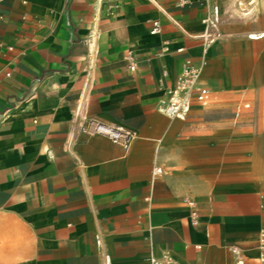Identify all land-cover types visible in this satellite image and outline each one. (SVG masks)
<instances>
[{
  "label": "crops",
  "instance_id": "0c3cea01",
  "mask_svg": "<svg viewBox=\"0 0 264 264\" xmlns=\"http://www.w3.org/2000/svg\"><path fill=\"white\" fill-rule=\"evenodd\" d=\"M156 1L0 0V264H234L230 246L264 264V193L240 175L235 110L264 98L240 62L244 34L264 29L221 23L203 47L210 0ZM259 1L248 18L223 10L252 21ZM186 60L203 61L209 94L181 119L162 107ZM86 117L132 129L130 146L83 132Z\"/></svg>",
  "mask_w": 264,
  "mask_h": 264
},
{
  "label": "built area",
  "instance_id": "2783aa9c",
  "mask_svg": "<svg viewBox=\"0 0 264 264\" xmlns=\"http://www.w3.org/2000/svg\"><path fill=\"white\" fill-rule=\"evenodd\" d=\"M159 7L156 0H149ZM244 11H248L245 7ZM220 20V10L218 5H212L210 11L203 18L204 28L198 35L202 41L203 47H208L217 38V29ZM153 30H158V22H153ZM86 41V39H85ZM203 61L199 64H193L186 60L180 74L176 78L175 85L168 88L167 97L162 109L169 115L183 119L188 113L192 100L204 102L209 94V88L200 83V72ZM133 67V63L130 64ZM81 130L87 134H99L106 136L113 142L127 149L134 132L127 126L119 123L104 122L95 118L86 117L81 124ZM162 172L161 168L154 166L152 175L157 176ZM190 207V217L193 224L197 222V212L194 207V201L186 199ZM259 259L264 261V227L259 230L258 234ZM230 251L234 255V264H245V260L240 252L239 247L230 246ZM151 264H180L173 257L163 254L160 257H150Z\"/></svg>",
  "mask_w": 264,
  "mask_h": 264
},
{
  "label": "rangeland",
  "instance_id": "374dc122",
  "mask_svg": "<svg viewBox=\"0 0 264 264\" xmlns=\"http://www.w3.org/2000/svg\"><path fill=\"white\" fill-rule=\"evenodd\" d=\"M210 3L217 4L220 10V24L241 25L242 31L261 30L264 29V7L257 10V15L252 21L242 22L239 20H231L227 17L223 10L224 0H210ZM250 8V7H249ZM246 47L244 52L255 55L260 58V63L256 66L252 63L249 56L244 55L241 59L243 66V75L246 81H254L259 74L264 75V37L258 39H249L244 34ZM248 104V106H245ZM240 117V126L244 130L240 137V175L254 178L260 184L262 193H264V98L254 103L253 100L243 94L239 103L236 105ZM254 128V131H253ZM258 135L256 144L253 135ZM259 157L262 161L261 167L255 164L254 157ZM259 165V163H258Z\"/></svg>",
  "mask_w": 264,
  "mask_h": 264
},
{
  "label": "bare ground",
  "instance_id": "6f19581e",
  "mask_svg": "<svg viewBox=\"0 0 264 264\" xmlns=\"http://www.w3.org/2000/svg\"><path fill=\"white\" fill-rule=\"evenodd\" d=\"M258 1L259 0H226V4H225V8L224 9H225V12H227L230 17L248 18V17H250L253 14V11H254V8H252L253 4H255ZM238 4H240V6H238ZM250 6H252V7H250ZM245 7L248 8V11H246V12L244 11L243 12L242 10ZM250 36L252 38H255L256 34L251 33Z\"/></svg>",
  "mask_w": 264,
  "mask_h": 264
}]
</instances>
